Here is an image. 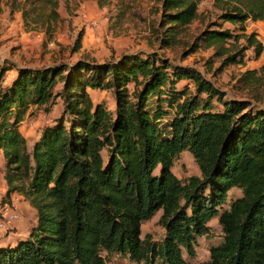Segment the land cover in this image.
<instances>
[{"label": "trees", "instance_id": "16d2710c", "mask_svg": "<svg viewBox=\"0 0 264 264\" xmlns=\"http://www.w3.org/2000/svg\"><path fill=\"white\" fill-rule=\"evenodd\" d=\"M158 2V40L167 46L198 18V0ZM210 4L214 19L188 50L211 48V58H220L217 71L241 63L246 48L258 56L262 43L244 23L264 20V0ZM10 68L0 64L1 200L22 195L36 221L25 237L0 244V264H106L102 252L127 264H191L184 255L195 256L212 218L221 236L201 264H264V104L258 95L226 98L195 66L172 64L156 52L23 65L5 81ZM240 79L244 86L262 81L255 69ZM88 89L111 91L114 108L93 103ZM55 96L66 121L42 127L27 149L20 122ZM184 149L199 175L180 180L171 167ZM231 188L241 195L224 207ZM157 211L164 233L155 243L140 238V225Z\"/></svg>", "mask_w": 264, "mask_h": 264}, {"label": "rangeland", "instance_id": "374dc122", "mask_svg": "<svg viewBox=\"0 0 264 264\" xmlns=\"http://www.w3.org/2000/svg\"><path fill=\"white\" fill-rule=\"evenodd\" d=\"M52 1L54 6L46 0H0V64L12 67L5 72V81L14 74V68L23 65L37 67L70 63L79 58L100 62L117 59L125 52H156L172 64L195 66L225 92L226 98L252 97L256 94L259 96L257 102L264 104V20H246L244 23L245 31H254L261 41L260 54L254 57L251 48H246L241 63H230L217 71L215 68L220 58H211V48L188 50L198 30L214 19L215 10L210 0H198V18L177 35L175 43L167 46H160L158 40V35L163 34L157 24L160 19L158 0ZM52 9L55 16L51 15ZM221 25L238 32L235 24L222 22ZM246 69H255L262 81L257 85L244 86L240 77ZM183 83L178 82L177 85L181 87ZM59 89L60 83L55 85L53 91ZM88 93L93 103L100 102L106 108H114L111 91L88 89ZM31 109L19 125L27 149L31 148L42 127L53 125L58 119L66 121L59 96L45 105ZM171 114L164 115L161 122H167ZM101 153L105 158V150ZM171 170L180 180L199 175L198 167L186 149L174 158ZM240 195L239 189L231 188L224 207ZM159 214L157 211L141 223L140 238L148 235L152 242L160 241L164 230L158 223ZM207 225L208 235L197 239L195 256L190 260L184 255L191 264L205 261L208 258V247L220 239L221 231L216 218H212ZM12 226L9 223L0 230V244L12 239L15 230ZM101 255L106 264L128 263L127 259L115 254L106 255L102 252ZM152 264L160 262L155 260Z\"/></svg>", "mask_w": 264, "mask_h": 264}, {"label": "crops", "instance_id": "0c3cea01", "mask_svg": "<svg viewBox=\"0 0 264 264\" xmlns=\"http://www.w3.org/2000/svg\"><path fill=\"white\" fill-rule=\"evenodd\" d=\"M250 20V19H247ZM253 21V20H252ZM15 71V69H14ZM3 159L0 151V198L4 194L6 190V185L3 180ZM12 204L17 207L18 213L20 215L19 219L12 222V227L15 229L13 232L12 239H8L6 242L13 241L17 238L25 237L30 228L35 224L36 221V212L34 208H32L26 200L22 197V195L17 193L10 194V200Z\"/></svg>", "mask_w": 264, "mask_h": 264}, {"label": "built area", "instance_id": "2783aa9c", "mask_svg": "<svg viewBox=\"0 0 264 264\" xmlns=\"http://www.w3.org/2000/svg\"><path fill=\"white\" fill-rule=\"evenodd\" d=\"M19 217L17 207L11 202L2 201L0 198V230L4 229L6 224L18 220Z\"/></svg>", "mask_w": 264, "mask_h": 264}]
</instances>
